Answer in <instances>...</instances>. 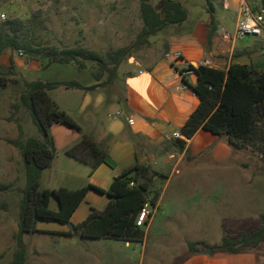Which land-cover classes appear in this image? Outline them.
I'll return each mask as SVG.
<instances>
[{
	"label": "rangeland",
	"instance_id": "obj_1",
	"mask_svg": "<svg viewBox=\"0 0 264 264\" xmlns=\"http://www.w3.org/2000/svg\"><path fill=\"white\" fill-rule=\"evenodd\" d=\"M150 1L155 8L160 7L159 0ZM175 1L189 12V22L210 14L207 0ZM0 12L6 14L5 19L24 21V26L16 30L34 47H84L102 55L130 46L142 26L139 0H0ZM137 50L138 47H132L129 54ZM10 59L12 70L8 69ZM41 61L45 59L36 53L10 49L0 59V73L7 78L6 87H0V264H11L12 253L17 249L12 234L17 229L21 188L26 182L21 152L8 139L41 138L29 112L19 102L23 81L69 79L76 74L71 63H52L42 68ZM31 62L39 67L28 69ZM87 62L90 65L91 61ZM106 76L104 73L103 79ZM212 136L220 141L204 145L203 151L194 155V161L184 159L172 169L166 168L164 177L152 181L148 200L154 192H159L160 199L152 222L142 226L146 229L144 244L79 234L64 239L51 231L25 233V263L192 264L194 258L197 264H202L204 256L228 262L232 255L239 254L234 264H264V242L236 253L214 247L220 244L222 236L234 239L241 231L258 227L259 218L255 214L264 212V197L254 198L251 192L264 179V159L249 148L236 147L226 135ZM192 151L193 146L189 149ZM60 180L63 177L46 170L38 189L50 188ZM50 207H58L54 197ZM36 226L55 230L63 224L38 220ZM182 237L202 243L196 244V250L192 251Z\"/></svg>",
	"mask_w": 264,
	"mask_h": 264
},
{
	"label": "trees",
	"instance_id": "obj_2",
	"mask_svg": "<svg viewBox=\"0 0 264 264\" xmlns=\"http://www.w3.org/2000/svg\"><path fill=\"white\" fill-rule=\"evenodd\" d=\"M157 9L150 0H139L142 26L135 41L126 47H119L106 55L84 47L62 49L37 48L25 38L20 37L18 27L24 21L7 18L0 21V58L3 52L24 50L42 56L41 67L47 68L52 63H71L78 70L88 69L99 82L92 86H83L75 80H24L19 102L29 112L41 138L28 136L25 139H8L17 146L23 157L26 182L21 188L22 197L19 205L17 230L13 234L17 249L12 253L11 264H26L25 233L43 232L37 228L38 220L57 221L68 224L70 216L84 198L87 185L77 189L57 187L38 189L42 171L49 167L56 153L50 127L54 122L80 130L79 125L64 110L60 109L51 98L50 92L57 88L93 89L111 83L117 75L119 64L128 56L132 47L145 44L148 37L169 24H180L187 18V10L175 0H159ZM209 10L211 0H207ZM87 61H91L90 65ZM8 69L12 70L10 59ZM95 64L97 67L93 68ZM196 82L192 90L198 98V104L189 114L179 129L180 137L174 143L184 148L187 140L199 129L204 128L217 135H226L230 143L246 147L257 152L264 159V68H254L233 63L226 69L199 65L193 68ZM104 73H107L103 79ZM7 85V78L0 73V87ZM66 155L95 167L106 161L107 151L100 147L90 136L83 133L80 139L70 145ZM133 181V185L129 182ZM152 174L145 164L135 163L114 177L106 192L109 200L103 209L91 207L87 216L73 229L60 231L59 234L83 237L114 238L127 241L143 242L145 229L135 224V218L142 204L148 200V191ZM100 192L102 189L93 187ZM57 200V209L50 207V200ZM158 192L150 198L156 203ZM148 223V222H147ZM264 242V213L260 214L259 226L248 232L242 231L235 239L221 237L219 247L229 252H239L244 247H256ZM199 242H188L190 250H196ZM211 246V248H214Z\"/></svg>",
	"mask_w": 264,
	"mask_h": 264
},
{
	"label": "crops",
	"instance_id": "obj_3",
	"mask_svg": "<svg viewBox=\"0 0 264 264\" xmlns=\"http://www.w3.org/2000/svg\"><path fill=\"white\" fill-rule=\"evenodd\" d=\"M241 1L212 0L210 14L189 22L190 14L187 12V18L182 23L164 26L119 64L116 77L107 85L88 90L57 88L50 92L57 106L74 119L80 130H69L62 123L51 125L50 133L56 153L50 166L42 171L40 180L46 170H51L53 175L61 176L63 180L56 181L57 184H52L48 189H77L91 185L105 191L88 188L70 216L69 221L73 225L82 221L91 207L103 209L109 200L105 193L113 178L135 163L147 165L152 181L156 182L165 176L166 168L172 169L184 159L192 162L195 160L194 155L203 151L204 145L220 141L212 136L214 133L199 128L187 140L184 148L179 149L175 145L176 138L172 133L179 131L198 104V98L192 90L197 78L195 72L185 75L180 72L187 64L192 65L199 60H204L206 66L220 69H226L233 63L264 68V33L262 36L247 35L241 39L234 36ZM167 51H180L182 58H166L164 54ZM3 55L4 52L1 58ZM31 63L28 69L39 67L36 62ZM41 80H75L83 86L99 82L86 69H76V74L69 79ZM103 88L107 91H103ZM129 118H133L132 124L128 122ZM83 133L107 151L106 161L91 167L66 155V149L77 142ZM192 146L193 151L189 152ZM258 184V188L251 192L254 198L264 197V179H260ZM159 199L158 192L156 204ZM203 205L206 207L205 203ZM262 213L255 214L259 223ZM152 220L153 215L146 227ZM37 228L51 231L64 239L74 236L59 234L69 229L67 224L55 230ZM181 239L202 243L186 237ZM145 241L146 234L143 244ZM237 255H232L228 262L204 256L202 264H234ZM192 260V264H197L194 258Z\"/></svg>",
	"mask_w": 264,
	"mask_h": 264
},
{
	"label": "built area",
	"instance_id": "obj_4",
	"mask_svg": "<svg viewBox=\"0 0 264 264\" xmlns=\"http://www.w3.org/2000/svg\"><path fill=\"white\" fill-rule=\"evenodd\" d=\"M6 14L0 12V20H4ZM264 33V0H242L239 3L237 17L234 27V36L237 39H241L247 35L253 36H262ZM227 36V35H225ZM21 53V51H20ZM164 56L171 59H181L182 55L180 51L165 52ZM204 60H199L194 64H187L181 74L185 75L193 71V68L204 65ZM120 113V111H117ZM128 122L133 123V118H129ZM172 136L175 138L180 137V132L178 130L172 133ZM130 185H133V181L129 182ZM158 208L157 204H152L149 200H146L139 211L137 212L135 218V224L137 226H144L147 224L150 217L154 214Z\"/></svg>",
	"mask_w": 264,
	"mask_h": 264
},
{
	"label": "water",
	"instance_id": "obj_5",
	"mask_svg": "<svg viewBox=\"0 0 264 264\" xmlns=\"http://www.w3.org/2000/svg\"><path fill=\"white\" fill-rule=\"evenodd\" d=\"M105 194L107 196H109V194L107 192ZM67 225H68L69 229H73V227H74V225L72 223H68ZM209 251H210V249H209Z\"/></svg>",
	"mask_w": 264,
	"mask_h": 264
}]
</instances>
